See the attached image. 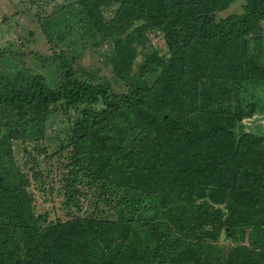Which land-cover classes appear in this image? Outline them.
Instances as JSON below:
<instances>
[{
  "label": "trees",
  "instance_id": "1",
  "mask_svg": "<svg viewBox=\"0 0 264 264\" xmlns=\"http://www.w3.org/2000/svg\"><path fill=\"white\" fill-rule=\"evenodd\" d=\"M236 1H27L58 84L0 51V264H264V135L244 124L264 118V0L217 19ZM79 44L111 48L109 79ZM58 111L66 221L38 211L13 150L46 154Z\"/></svg>",
  "mask_w": 264,
  "mask_h": 264
},
{
  "label": "rangeland",
  "instance_id": "2",
  "mask_svg": "<svg viewBox=\"0 0 264 264\" xmlns=\"http://www.w3.org/2000/svg\"><path fill=\"white\" fill-rule=\"evenodd\" d=\"M28 0H0V51H9L18 54L20 57L19 62L24 63V67L26 69H31L34 74L42 75L46 78L48 82H52L53 72L54 79L57 83L58 76L55 75V71L53 67L50 66V63L47 64L44 61H41L37 55L49 58L52 56L54 49L47 43L46 37L42 31L41 24L34 17V12L37 10L36 8L28 7ZM44 1V0H39ZM46 1V0H45ZM50 1V0H49ZM246 0H237L234 2L228 10L225 12H221L216 15L217 19L225 18L229 14H239L243 12V5ZM25 4V5H24ZM51 8L47 6L46 11H50ZM31 12V13H30ZM264 30V25H263ZM79 44L75 49L80 56L79 66L82 68L91 69L95 71V68H102L103 76L110 78L109 69L104 67L102 64V59L99 55L106 52L111 53V48L108 46L97 47L84 49L85 47ZM62 47L58 48V51L61 50ZM66 49V48H65ZM164 42L160 35L153 34L150 36V53H155L159 58L164 53ZM11 51V52H10ZM18 52V53H17ZM37 54V55H36ZM145 55H148L146 53ZM155 56V57H156ZM156 57V58H157ZM113 60V59H112ZM47 61V60H46ZM0 59V65H1ZM12 63L13 60L8 61ZM4 63V61H3ZM15 64L18 61L14 62ZM141 62H139L140 64ZM138 64V66H139ZM138 66H134L135 70L138 69ZM58 84V83H57ZM260 95V97H263ZM59 114V115H58ZM264 119L262 116H254L251 120H245L244 124H247L245 127L246 131L252 129L256 131L258 134L264 135ZM52 125L54 128L47 129L48 137L54 138L51 136V130H55L59 134V139L43 141L41 146H46V154L38 155L36 151H32L35 144L28 145L29 152L31 154L23 153L20 147H16L14 145L13 150L16 151L14 153L15 163L19 166L22 175L26 176L30 179V187L28 190L29 193L34 195L36 203H38V211H46L49 213V219L55 221V219L60 221H66L69 215H66V211H64L60 205L62 201V196H59V179L64 174V169L60 162L68 163L66 160V151H64L60 155H54L60 145V141H64L67 133L64 131V126L66 120L64 119L62 112L58 111L52 116L51 119ZM36 145H40L37 144ZM16 147V148H15ZM70 150V149H69ZM32 157V158H31ZM33 158L38 160L40 166L42 168V183L40 180L34 182L33 175H36V171L32 170L33 168ZM31 159V161H29ZM28 163V165H26ZM17 168V167H16ZM39 185H42V189H39ZM82 213L79 216L84 215L85 213H92L93 201L91 197L82 200Z\"/></svg>",
  "mask_w": 264,
  "mask_h": 264
}]
</instances>
